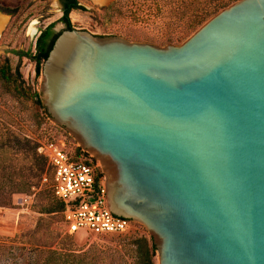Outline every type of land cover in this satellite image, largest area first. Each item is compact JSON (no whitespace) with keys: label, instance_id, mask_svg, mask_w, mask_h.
<instances>
[{"label":"water","instance_id":"obj_1","mask_svg":"<svg viewBox=\"0 0 264 264\" xmlns=\"http://www.w3.org/2000/svg\"><path fill=\"white\" fill-rule=\"evenodd\" d=\"M52 30L40 103L97 161L108 213L156 264H264V0L178 45Z\"/></svg>","mask_w":264,"mask_h":264},{"label":"rangeland","instance_id":"obj_2","mask_svg":"<svg viewBox=\"0 0 264 264\" xmlns=\"http://www.w3.org/2000/svg\"><path fill=\"white\" fill-rule=\"evenodd\" d=\"M76 1L82 9L68 14L73 29L157 47L180 44L213 15L199 24L196 22L197 15L211 9L207 0ZM0 8L8 11V14L0 11L3 21L0 64L7 60L11 71L17 69L23 82L21 88H14L0 81V135L10 137L6 139L13 150L21 147L24 139L37 143L54 142L62 145L69 154H75L79 147L74 138L50 121L30 99L32 92L39 95L40 84L33 62L15 55V52L32 53L38 30L49 23L55 22L53 28L63 29V24L58 21L61 17L59 0H0ZM39 184L26 193L14 194L10 207H0V246L4 248L0 252V264H33L40 252L60 251L64 246L70 247L73 254L93 255L96 258L94 264L134 263L128 240L148 237L143 226L132 222L130 232L118 236L68 234L61 213L40 211L45 201L43 191L50 190V182L40 180ZM152 263L156 264L155 252Z\"/></svg>","mask_w":264,"mask_h":264},{"label":"trees","instance_id":"obj_3","mask_svg":"<svg viewBox=\"0 0 264 264\" xmlns=\"http://www.w3.org/2000/svg\"><path fill=\"white\" fill-rule=\"evenodd\" d=\"M211 5L210 10L201 12L197 15V24L201 23L206 17L214 14L221 8L236 0H207ZM61 5V17L58 19L63 24L64 30H70L72 27L69 24L68 14L73 10H81L76 0H59ZM0 11L8 14V11L0 8ZM55 22L49 23L42 29L38 30V35L34 40V51L30 52H15L18 58L26 57L34 64L35 76H40L41 64L45 60L58 32L52 30ZM0 81L12 85L14 88H21L23 82L17 69L11 71L7 60L0 64ZM30 99L34 102L38 109L47 117L44 112L39 95L32 92ZM4 135H0V207L8 208L11 205V197L14 194L28 192L31 188L39 186L41 178L44 176L46 180H50L51 169L46 160L36 152L39 143L30 142L22 139L23 143L15 150L10 146L9 141ZM22 148V149H21ZM79 148H76L75 154L78 155ZM44 203L40 208L44 213H61L63 205L56 200L51 189L43 191ZM132 246L134 253L133 264H153L152 257L154 250L149 242V236H140L128 240ZM3 246H0V252L3 251ZM95 257L87 253L73 254L70 247H62L60 251L44 250L39 253V256L34 259L33 264H94Z\"/></svg>","mask_w":264,"mask_h":264},{"label":"built area","instance_id":"obj_4","mask_svg":"<svg viewBox=\"0 0 264 264\" xmlns=\"http://www.w3.org/2000/svg\"><path fill=\"white\" fill-rule=\"evenodd\" d=\"M36 152L50 166L51 194L63 205L61 217L66 233L118 236L130 232L131 221L108 213L103 174L90 155L81 149L78 155H71L54 142L39 143ZM41 180L46 182L44 176Z\"/></svg>","mask_w":264,"mask_h":264},{"label":"bare ground","instance_id":"obj_5","mask_svg":"<svg viewBox=\"0 0 264 264\" xmlns=\"http://www.w3.org/2000/svg\"><path fill=\"white\" fill-rule=\"evenodd\" d=\"M2 22H3V21L1 20V22H0V27L2 26Z\"/></svg>","mask_w":264,"mask_h":264}]
</instances>
